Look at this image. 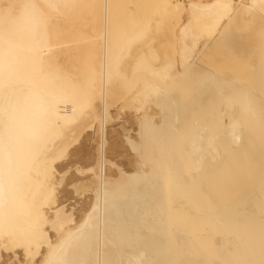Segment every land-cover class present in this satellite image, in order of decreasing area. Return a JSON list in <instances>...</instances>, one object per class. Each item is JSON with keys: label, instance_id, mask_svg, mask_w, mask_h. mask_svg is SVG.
Here are the masks:
<instances>
[{"label": "bare ground", "instance_id": "bare-ground-1", "mask_svg": "<svg viewBox=\"0 0 264 264\" xmlns=\"http://www.w3.org/2000/svg\"><path fill=\"white\" fill-rule=\"evenodd\" d=\"M91 133L78 216L51 209ZM20 254L264 264V0H0V264Z\"/></svg>", "mask_w": 264, "mask_h": 264}, {"label": "rangeland", "instance_id": "rangeland-1", "mask_svg": "<svg viewBox=\"0 0 264 264\" xmlns=\"http://www.w3.org/2000/svg\"><path fill=\"white\" fill-rule=\"evenodd\" d=\"M69 108H64V106L62 105H59V112H65L66 110H68ZM132 112V110H128V109H125V112H126V115H125V119L129 121V112ZM113 115H114V111H112ZM125 124V125H124ZM121 126L123 127H126V129L130 128V125L129 123L127 124L126 122H124V119H121V120H115L113 122L110 123V135L112 136V138H116L118 136H121V134L123 133V130L121 128ZM118 133V134H117ZM95 133L92 134L91 133V139H85V137H83L84 140L81 141L80 143V149L81 150H78L76 153H74L73 156L72 154L70 156H67L66 158H70L69 160H67L66 158L65 159H60L59 161H57L56 163H67V167L63 169L62 172H54L53 174V177H52V186H54V197L53 199L49 202V205L51 207V209H54L55 207L57 206H65L64 208L67 209V212H72L73 210V214H74V217H77V212L79 214V211H80V208H81V205L84 203L85 199L84 197L88 194V191L87 189L90 188L92 186V184L90 185L88 182L89 180H91V176H86L85 174H79L75 171V169L78 167L79 165V162H78V159L80 158V155H81V158H85V154L87 153L88 151V148L90 147V145L94 144V139H95ZM85 136V135H84ZM94 138V139H93ZM86 140V142H85ZM93 142V143H92ZM85 143L84 145L81 146V144ZM73 147V146H72ZM71 147V148H72ZM83 147V148H82ZM70 148V149H71ZM85 149V151L83 150ZM87 149V150H86ZM80 152V153H79ZM84 152V153H83ZM79 156V158H78ZM74 158H76V160H74ZM80 158V159H81ZM127 157L126 158H121V157H113V161L116 162L117 164L120 163V161H124L126 162L127 161ZM74 161V162H73ZM76 162V164H75ZM69 165V166H68ZM70 165L72 166V168L70 167ZM69 168V169H68ZM72 173V174H71ZM67 174V175H66ZM64 175V176H63ZM72 175V176H71ZM61 176H63L62 178H60ZM65 177V178H64ZM72 178L70 180V178ZM73 177H75L73 179ZM90 177V179H89ZM63 182H61L62 180L60 179H63ZM87 178L89 180H87ZM76 179V180H75ZM58 180H60V183H58ZM67 180V181H66ZM71 182H70V181ZM86 181V182H85ZM56 183H58L59 185H57ZM66 183V184H65ZM85 183V184H84ZM79 184V186H78ZM83 184V185H82ZM71 185H75L74 186V189H73V186ZM81 185V186H80ZM57 186V187H56ZM84 186V187H83ZM90 186V187H88ZM56 187V189H55ZM71 187V189L69 188ZM87 189H86V188ZM85 188V189H83ZM76 189H77V192H76ZM83 189V190H82ZM80 190V191H79ZM73 191V193H72ZM83 191V192H82ZM87 191V192H86ZM82 192V193H80ZM85 192L87 193L86 195H82L83 193L85 194ZM81 194V195H80ZM74 195V196H73ZM83 197V198H82ZM72 201V202H71ZM69 202V203H68ZM71 208V209H70ZM45 209V208H44ZM77 215V216H76ZM104 244L106 247H108V249H111L112 248V244L115 242V238L113 235H110L108 233V230H107V227L105 226V229H104ZM49 233H53V232H50L49 230ZM3 250V249H2ZM4 253H7L8 256L6 257ZM11 253L8 251V250H4V252L2 251V254H1V258L3 260H7V258L11 257ZM19 262L25 264L26 263V257L23 256V255H18L17 256ZM26 258V259H25ZM21 259V260H20ZM25 259V260H24ZM11 260H12V257H11Z\"/></svg>", "mask_w": 264, "mask_h": 264}]
</instances>
